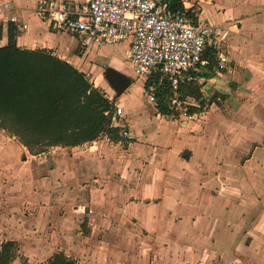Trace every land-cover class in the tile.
<instances>
[{
    "label": "crops",
    "instance_id": "crops-1",
    "mask_svg": "<svg viewBox=\"0 0 264 264\" xmlns=\"http://www.w3.org/2000/svg\"><path fill=\"white\" fill-rule=\"evenodd\" d=\"M39 1L24 0L23 6L8 0L0 2V47L7 44V29L12 23L16 26L19 48L46 49L63 61L77 64L89 46L82 48L79 39L67 31L53 30L49 19L40 18L36 12ZM57 1L79 6L87 0ZM180 1L187 10L184 12H196L201 20L229 30L221 45L228 63L221 68L216 62L212 68L216 74L235 75L238 67L249 70L250 57L263 60L264 0ZM5 3L11 8L3 9ZM252 52H257L256 56ZM231 64L232 69L235 67L233 72L225 74ZM258 64L264 67L262 61ZM154 87L158 89L151 86L150 93L156 91ZM109 97L114 98L115 106L123 108L122 122L131 134L129 141L113 142L101 136L83 145L51 147L43 154L30 156L15 137L12 139L0 129V227L19 225L26 207L30 213L24 218L34 225L49 227V231L56 228L55 234H65L71 231L67 229L78 230L86 223L90 229L86 237L115 233L119 222H129V218L167 221V213L172 221L168 226L183 225V235L193 238L205 226L203 223L211 226V235L201 238L206 244L199 248L198 255H192L195 259L205 258V264H264L263 245L258 243L263 241L264 211L245 210L242 204L217 192V177L232 178L233 174L228 173L231 169H223L217 175L218 162L211 158V136H208L211 125L197 126L202 135L193 134L196 146L188 151L186 146L160 139L139 127L143 119L153 116L159 121L176 123L169 116L161 115L154 106L148 114L143 113L144 108L132 105L131 96L123 100H118L115 94ZM190 98L195 102V97ZM127 101L131 103L130 109ZM187 153L189 158L185 157ZM24 154L28 155L27 160L25 156L21 158ZM243 169L235 173L246 179L247 164ZM148 211L156 213L148 215ZM234 215L241 218L236 224L228 222ZM33 255L45 257V262L52 257L44 249Z\"/></svg>",
    "mask_w": 264,
    "mask_h": 264
},
{
    "label": "rangeland",
    "instance_id": "rangeland-1",
    "mask_svg": "<svg viewBox=\"0 0 264 264\" xmlns=\"http://www.w3.org/2000/svg\"><path fill=\"white\" fill-rule=\"evenodd\" d=\"M8 1L21 6L24 0ZM127 47V43L103 47L89 45L86 53L81 54L78 63H73V66L83 72L87 79L107 96L115 93L104 77L105 69L112 67L126 74L133 83L118 100L131 96L132 105L144 108L142 112L148 114V110L157 108L159 95L161 96L162 92L157 89L154 93H150V88L145 89L143 80L137 78L133 72L127 56ZM256 53L252 52L255 56ZM250 60H252V65L249 67L251 71L240 70L241 68L238 67L235 75L230 74L235 68L232 69V64L230 70L225 73L230 75H218L213 69L205 71L211 74L212 79L204 76L203 80L196 84L195 87L200 90L201 97L198 100L195 98L197 100L195 102L188 100L190 103L187 106L188 115L183 116L178 112L177 114L170 112L166 115L176 123L159 121L153 116L149 120L143 119L139 127L142 126L145 132L148 130L155 133L160 139L186 146V150L190 151L188 148L196 146V141L192 138L193 134L202 135L203 132L197 130V126L204 128L211 125V134L208 136H211V158L212 160L215 158L218 162L217 175L223 169L226 171L231 169L232 172L228 173L233 174L232 178L217 177V192L219 190L221 196L232 199L238 205L242 204L245 210L249 211L252 208L255 211H264V67L258 64L262 61L264 66V58L262 60L259 57H250ZM152 94L156 98L153 104L149 102V96ZM163 98L168 104L166 96ZM131 103L127 101L128 109ZM193 109H196L195 114H191ZM180 116L184 118L182 121ZM24 156L27 160L28 155L24 154L21 158L24 159ZM29 160L33 159L29 157ZM246 164L249 173L246 179H243L240 178L239 172L235 173V171H243ZM213 190L215 189H211ZM26 213H30L27 207L23 210L19 225L0 227V247L8 242L6 241L8 239H17V256L13 261H16V264H43L45 257L37 258L33 255L42 249L51 256L63 253L79 264H205L207 262L205 258L192 257L193 254L198 255L199 248L206 244L201 238L211 235V226L207 222L197 230L196 238L183 235L181 232L183 225L168 226L167 224L172 221L168 220L167 213H165L167 221L129 218V222H119L118 231L115 233L108 232V234L101 233L86 237L90 230L86 223L78 230L67 229L71 230L70 233L55 234L54 232H58L56 228H51L49 231V227L37 226L31 220H26L24 218ZM155 213L156 211L147 212L148 215ZM237 217V215L231 216L228 222L238 223L241 218ZM258 243L263 245L264 250V235L263 241Z\"/></svg>",
    "mask_w": 264,
    "mask_h": 264
},
{
    "label": "trees",
    "instance_id": "trees-1",
    "mask_svg": "<svg viewBox=\"0 0 264 264\" xmlns=\"http://www.w3.org/2000/svg\"><path fill=\"white\" fill-rule=\"evenodd\" d=\"M169 4L175 12L187 11L180 0H169ZM7 36V44L0 47V129L15 137L31 155L43 154L51 147L83 145L101 136L113 142L129 141L120 136V129L112 127L114 98H108L83 72L51 51L19 48L16 26L12 23ZM209 57L212 69L216 64L214 50ZM204 76L210 78L211 74ZM151 86H158L162 92L158 112L164 116L170 112L177 114L168 102L172 93L167 80L155 75L144 83L145 89ZM195 86L181 87L183 99L201 97ZM165 96L168 104L163 100ZM16 256V242L1 245L0 264H12ZM43 264L79 263L56 253Z\"/></svg>",
    "mask_w": 264,
    "mask_h": 264
},
{
    "label": "built area",
    "instance_id": "built-area-1",
    "mask_svg": "<svg viewBox=\"0 0 264 264\" xmlns=\"http://www.w3.org/2000/svg\"><path fill=\"white\" fill-rule=\"evenodd\" d=\"M2 8L11 6L5 3ZM36 12L49 19L53 30L76 36L82 48L127 43L135 76L145 81L155 75L165 78L172 93L168 102L183 116L188 115V100L193 99L181 98L180 89L203 80L211 50L221 68L228 63L221 45L229 30L201 20L196 12H175L169 0H87L79 6L40 0ZM155 100L154 94L149 96L150 102ZM112 117V127L131 139L122 122L121 106L114 107Z\"/></svg>",
    "mask_w": 264,
    "mask_h": 264
},
{
    "label": "water",
    "instance_id": "water-1",
    "mask_svg": "<svg viewBox=\"0 0 264 264\" xmlns=\"http://www.w3.org/2000/svg\"><path fill=\"white\" fill-rule=\"evenodd\" d=\"M104 77L115 93L116 98H119L132 83L130 77L112 67L105 69ZM185 157L189 158V153L185 154Z\"/></svg>",
    "mask_w": 264,
    "mask_h": 264
}]
</instances>
